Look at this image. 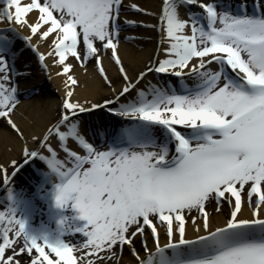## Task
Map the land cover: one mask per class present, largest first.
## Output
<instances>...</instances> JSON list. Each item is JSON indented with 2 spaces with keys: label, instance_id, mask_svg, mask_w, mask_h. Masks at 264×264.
Returning <instances> with one entry per match:
<instances>
[{
  "label": "snow or ice",
  "instance_id": "obj_1",
  "mask_svg": "<svg viewBox=\"0 0 264 264\" xmlns=\"http://www.w3.org/2000/svg\"><path fill=\"white\" fill-rule=\"evenodd\" d=\"M2 3L0 23L28 28L21 38L29 47L38 51L33 37L50 40L47 56L61 66L66 91L59 120L32 136L37 147L25 144L23 162L11 160V172L0 164V264H108L126 246L136 264H264V0H254L251 11L247 0L238 10L228 0H163L159 24L141 25L161 35L135 78L119 54L123 25L137 26L121 24L124 0ZM182 6L196 11L182 18ZM18 36L15 27L0 29V119L24 139L13 119ZM104 54L122 77L119 90ZM69 57L81 68L95 58L115 98L73 99L79 81ZM150 74L176 82L142 86ZM100 108L128 122L105 131L102 141L80 121ZM34 165L39 179L18 189L15 178ZM213 201L216 212L230 207L214 228L206 210ZM45 209L48 221L35 226ZM149 235L154 251L141 239L142 258L135 241Z\"/></svg>",
  "mask_w": 264,
  "mask_h": 264
},
{
  "label": "bare ground",
  "instance_id": "obj_2",
  "mask_svg": "<svg viewBox=\"0 0 264 264\" xmlns=\"http://www.w3.org/2000/svg\"><path fill=\"white\" fill-rule=\"evenodd\" d=\"M27 2V0H22ZM207 2V0H205ZM234 9L238 10L237 6L240 0H228ZM254 0H247L249 11L252 10ZM132 4L138 5L143 8L145 13L136 12L131 8ZM163 0H124L123 10L120 17L121 24L125 19L135 20L137 22L136 27L123 25L121 31V45L119 54L122 61L129 72V75L135 78L140 70H142L149 61L156 55L159 47L160 32L157 28L143 27L141 25H158L159 15L162 10ZM4 7L2 0H0V9ZM189 11H196L195 8L189 9L182 6L179 9L182 18L187 19V13ZM36 20L35 14L29 15V21L34 22ZM9 27H15L19 36L16 38V57H15V69L14 71L19 73L14 77V80L18 84V95L20 103L17 111L15 112L13 119L24 133V139H21L18 134L11 129V127L4 123L0 127V164L10 169L9 164L11 160H18L21 155L22 147L27 144L30 148L37 147V141L32 140V136H42L46 129L52 124L56 123L55 118L59 113V107L62 105V101L65 96V77L58 76L57 73L61 71V66L58 65L55 57L47 56V53L51 51L50 40L42 41L37 37H33L32 44L38 48L29 47L28 44L21 38L30 35V31L26 27L20 25H9L7 22L0 23V29H8ZM12 36V33H8ZM129 37H135V39H128ZM45 55V60L39 59V54ZM161 58L163 55L161 54ZM74 65L73 74L79 81V85L76 88L73 99L79 100L81 103L90 101L92 103L103 104L104 99L107 96L115 98L116 93L104 82L96 69V63L87 64L84 68L79 66V63L72 57H69L68 61ZM44 63V64H43ZM103 64L106 72L112 82V87L117 90L120 89L123 80L118 72L117 66L110 59L109 54H104ZM174 78V77H173ZM170 79V78H169ZM161 80H167V77L150 74L148 80L142 83V86H146L148 81L152 83H159ZM171 81L175 84V80ZM191 83V81H189ZM129 96L128 99H132ZM118 107V105H116ZM112 118H121L115 116L109 112L107 108L96 109L90 113H84L80 116L83 129L91 136L96 133L100 135L97 137L101 141L103 140V134L105 131H110L117 126V119L114 121ZM121 125L122 124L119 122ZM31 178L30 175L19 179ZM224 207L220 212H216L214 215L210 211V223L213 228L215 226H222L227 219L224 212ZM230 212V210H229ZM247 215V212H245ZM199 223V221H198ZM161 235L163 236L164 230L161 229ZM188 234L194 236L195 233L191 231V226H188ZM141 239H147L149 248L154 251L153 240L151 236L144 238H137L135 241V247L140 252L141 257H146L147 253L143 250ZM164 242V241H162ZM118 264H136L135 258L131 255L129 248L127 247L122 255Z\"/></svg>",
  "mask_w": 264,
  "mask_h": 264
},
{
  "label": "rangeland",
  "instance_id": "obj_3",
  "mask_svg": "<svg viewBox=\"0 0 264 264\" xmlns=\"http://www.w3.org/2000/svg\"><path fill=\"white\" fill-rule=\"evenodd\" d=\"M97 46L99 47V44H98ZM89 63H91V64L96 63L95 58L89 60L87 64H89ZM113 84H116V83L113 82ZM112 96H113V95H111V96H107V97H105L104 99H108V100H109V99L112 98ZM58 110H59V113L57 114V117L55 118V120H57V119L60 118V113L62 112V107L60 106ZM1 122H2V123H6V121L3 120V119L1 120ZM18 162L22 163L23 160H20V161H18ZM24 170H25V169H24ZM11 171H12V169L10 168L9 172H11ZM22 172H26V171H22ZM29 172H30V171H29ZM18 175H20V173H19ZM18 175H17V176H18ZM34 180H37V179H34ZM14 184L16 185V187H17L18 189L21 188V187H30V184L26 183L25 181H24V182H21L20 179H17V177H16L15 180H14ZM3 188H4L3 181L0 180V197L3 196ZM253 199H255V197H254ZM216 206H217L216 203L213 201V202H211L209 205H207L206 210H207L208 212H210V211L213 212L214 215H215V214H216ZM222 206L224 207L223 210H224V212H225V214H226V217L228 218L230 207H229V205H227V204H224V205H222ZM40 207H41L42 209H44V205H40ZM209 210H210V211H209ZM192 215H197V213H196V212H193ZM47 221H48V216H47V213H46V209L44 210L43 214H39V213H38V214H36V215L34 216V218H33V223H34L35 226H39V224H40L41 222H47ZM76 239H79V237H77ZM126 248H127V246L123 249V252H122V253L125 252ZM118 254H119L120 257H121V254L119 253V250H118ZM118 262H119V261H117V260L114 259L113 261H109L108 264H118Z\"/></svg>",
  "mask_w": 264,
  "mask_h": 264
}]
</instances>
